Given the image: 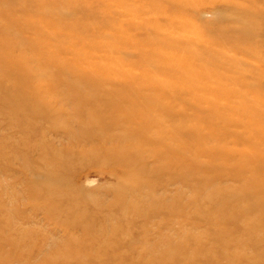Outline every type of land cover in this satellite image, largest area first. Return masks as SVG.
<instances>
[{
	"label": "rangeland",
	"instance_id": "obj_1",
	"mask_svg": "<svg viewBox=\"0 0 264 264\" xmlns=\"http://www.w3.org/2000/svg\"><path fill=\"white\" fill-rule=\"evenodd\" d=\"M262 161L264 0H0V264H264Z\"/></svg>",
	"mask_w": 264,
	"mask_h": 264
},
{
	"label": "bare ground",
	"instance_id": "obj_2",
	"mask_svg": "<svg viewBox=\"0 0 264 264\" xmlns=\"http://www.w3.org/2000/svg\"><path fill=\"white\" fill-rule=\"evenodd\" d=\"M8 2V1H7ZM6 2V3H7ZM2 4H3V2H2ZM3 5H5V4H3ZM9 5V4H8ZM248 19V18H247ZM246 31H248V30H246ZM240 33V32H239ZM238 35V34H237ZM240 35V34H239ZM243 35V34H242ZM241 36V35H240ZM238 37V39H242L241 37L239 38V36H237ZM235 38V37H234ZM237 39V38H236ZM163 56V55H162ZM148 61V60H147ZM181 62V61H180ZM187 63V62H186ZM188 69V68H187ZM202 69V68H201ZM187 71V70H186ZM21 72V71H20ZM100 74V73H99ZM124 75V74H123ZM15 76V75H14ZM90 78V77H89ZM149 81H150V79H149ZM166 81V80H165ZM168 81H169V79H168ZM173 82H174V80H172ZM18 82V81H17ZM145 82H146V80H145ZM170 82L171 81H169V84H170ZM172 82V83H173ZM163 84H165V83H163ZM175 84H177V83H175ZM153 85V84H152ZM162 85V84H161ZM78 86V85H77ZM76 86V87H77ZM89 86V85H88ZM158 87V86H157ZM165 87V86H164ZM75 88V87H74ZM80 88V87H79ZM162 88V87H161ZM165 88H168V87H165ZM164 88V89H165ZM77 88H75L74 90H76ZM163 89V88H162ZM78 90H80V89H78ZM124 90H125V88H124ZM77 91V90H76ZM163 92H164V90H162ZM25 92V91H24ZM136 92V91H135ZM139 92V91H138ZM140 93V92H139ZM25 97V96H24ZM124 98V97H123ZM125 99V98H124ZM138 99V98H137ZM144 101V100H143ZM141 105V104H140ZM37 106V105H36ZM142 106V105H141ZM166 112V111H165ZM164 112V113H165ZM257 114H259L260 115V113H256V116H257ZM163 116V115H162ZM255 116V117H256ZM256 118H261V116H259V117H256ZM257 123V122H256ZM260 124H262V121H261V123ZM260 124H259V127H260ZM257 127V126H256ZM176 131H178V129L176 130ZM150 138H151V136H150ZM149 138V139H150ZM149 139H147V140H149ZM156 140V139H155ZM158 140V139H157ZM147 142V141H146ZM150 142V141H149ZM161 142V141H160ZM159 142V143H160ZM152 143H154V141H152ZM255 143V142H254ZM161 144H163L162 142L160 143V146H163V145H161ZM132 145V144H131ZM254 146H255V144H253ZM259 146V145H258ZM164 148H166V147H164ZM257 148V147H256ZM134 151V150H133ZM137 151V150H136ZM178 152V151H177ZM263 153V152H262ZM199 154V153H198ZM217 155V154H216ZM246 155H248V154H246ZM248 156H250V154L248 155ZM248 156H246V157H248ZM256 157H257V155H255ZM255 156H253V157H255ZM259 156V155H258ZM259 158H260V156H259ZM251 159V158H250ZM250 159H248V160H250ZM254 159V158H253ZM255 160V159H254ZM261 160H262V158H261ZM260 160V161H261ZM189 161V160H188ZM256 161H257V159H256ZM248 162V161H247ZM262 162H264V161H262ZM249 163V162H248ZM186 165H188L189 166V164H186ZM186 165H185V168H187L186 167ZM242 165V164H241ZM255 165V164H254ZM257 165V164H256ZM183 166H184V163H183ZM193 166V165H192ZM195 166V165H194ZM259 166V165H258ZM248 167V166H247ZM180 169V168H179ZM183 169H184V167H183ZM256 170V169H255ZM185 171V170H184ZM259 171V170H258ZM257 175V174H256ZM258 176V175H257ZM256 176V177H257ZM254 178V177H253ZM262 178L264 179V177L262 176ZM259 179H260V176H259ZM263 179H261L262 180V182H263ZM260 180V181H261ZM254 182V181H253ZM259 183V182H258ZM261 183V182H260ZM262 184V183H261ZM262 186V185H261ZM257 187H259V185H252V188L254 189V188H257ZM263 187V186H262ZM257 190V189H256ZM259 190V189H258ZM262 191H263V189H262ZM264 193V192H263ZM260 194H262L261 192H260Z\"/></svg>",
	"mask_w": 264,
	"mask_h": 264
}]
</instances>
